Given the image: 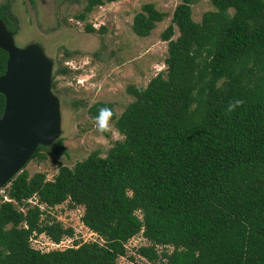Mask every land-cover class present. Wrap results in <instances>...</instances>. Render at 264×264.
Segmentation results:
<instances>
[{"label":"trees","instance_id":"16d2710c","mask_svg":"<svg viewBox=\"0 0 264 264\" xmlns=\"http://www.w3.org/2000/svg\"><path fill=\"white\" fill-rule=\"evenodd\" d=\"M85 1L79 21L115 0ZM179 1L160 36L165 71L145 88L129 86L134 101L120 116L111 103L87 110L97 121L109 109L105 121L123 139L104 157L93 152L73 168L59 166L51 181L23 168L3 188L0 264H118L138 235L148 244L136 255L147 264H264V0H208L214 10L199 23L192 19L199 0ZM11 2L0 3V20L16 36ZM166 17L145 4L133 32L147 38ZM7 60L0 49V77ZM67 71H53L52 89L54 77ZM4 107L0 94V117ZM63 152L59 138L39 146L31 160ZM66 202L83 208L82 224L100 241L32 248L39 235L54 244L74 237L73 229L42 219Z\"/></svg>","mask_w":264,"mask_h":264},{"label":"rangeland","instance_id":"374dc122","mask_svg":"<svg viewBox=\"0 0 264 264\" xmlns=\"http://www.w3.org/2000/svg\"><path fill=\"white\" fill-rule=\"evenodd\" d=\"M150 3L167 17L156 24L149 37L142 38L133 32V18L143 5ZM179 3V0H115L95 7L84 21H79L76 16L83 11L85 0L77 3L12 0L11 11L18 22V33L14 36L16 46L37 44L53 62V71L68 70L54 77L55 88L52 89L61 105L64 152L53 159L30 160L25 166L30 177L42 173L51 181L59 166L73 168L93 152L104 157L115 142L123 139L111 122L100 125L90 118L87 110L96 102L111 103L120 116L134 101L127 88H145L152 78L165 71L167 43L161 41L160 36L170 25ZM213 10L208 0H199L192 6V19L199 23L204 13ZM87 25L95 31L88 33ZM177 36L175 28L173 40ZM2 201H8L5 189H0V204ZM30 203L35 205L36 200ZM46 211L43 220H49L47 216L55 219L63 227L73 229L74 237H65L57 247L45 235H39L31 240L32 248L48 252L73 247L75 242L100 241L82 224V207L72 209L66 202ZM147 244L141 235L132 238L125 245L126 255L118 259V264H147L136 255V249ZM158 249L161 252L162 249Z\"/></svg>","mask_w":264,"mask_h":264},{"label":"water","instance_id":"95a60500","mask_svg":"<svg viewBox=\"0 0 264 264\" xmlns=\"http://www.w3.org/2000/svg\"><path fill=\"white\" fill-rule=\"evenodd\" d=\"M0 49L8 54L0 77L5 107L0 117V189L22 172L39 146L62 135L59 98L52 92L53 62L37 44L17 47L0 20Z\"/></svg>","mask_w":264,"mask_h":264},{"label":"clouds","instance_id":"9594fccd","mask_svg":"<svg viewBox=\"0 0 264 264\" xmlns=\"http://www.w3.org/2000/svg\"><path fill=\"white\" fill-rule=\"evenodd\" d=\"M237 104L241 103V101H236ZM110 115V110L107 108H103L100 110V114L98 116L95 117V119L97 120V122L100 125H103L105 122L106 117H108Z\"/></svg>","mask_w":264,"mask_h":264},{"label":"built area","instance_id":"2783aa9c","mask_svg":"<svg viewBox=\"0 0 264 264\" xmlns=\"http://www.w3.org/2000/svg\"><path fill=\"white\" fill-rule=\"evenodd\" d=\"M52 245H53V246H57V247L59 246L58 244H54V243H52Z\"/></svg>","mask_w":264,"mask_h":264}]
</instances>
